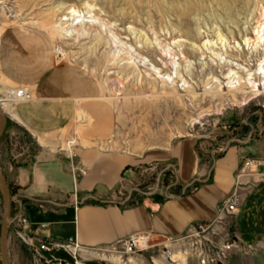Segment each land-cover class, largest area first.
I'll use <instances>...</instances> for the list:
<instances>
[{
	"label": "rangeland",
	"instance_id": "374dc122",
	"mask_svg": "<svg viewBox=\"0 0 264 264\" xmlns=\"http://www.w3.org/2000/svg\"><path fill=\"white\" fill-rule=\"evenodd\" d=\"M263 26L264 0H0V90L27 87L35 99L33 89L41 88L57 100L74 92L100 95L99 84L101 99L114 109L117 149L141 153L191 137L212 162L230 140L264 135V80L256 74L264 63V45L257 43ZM230 71L242 82L251 75L258 91L245 83L228 88ZM75 133H65L64 151ZM153 175L150 193L170 183L167 173ZM2 216L0 191V224ZM236 222L225 223L231 238ZM240 243L227 264L264 255ZM153 258L116 260L169 264Z\"/></svg>",
	"mask_w": 264,
	"mask_h": 264
},
{
	"label": "crops",
	"instance_id": "0c3cea01",
	"mask_svg": "<svg viewBox=\"0 0 264 264\" xmlns=\"http://www.w3.org/2000/svg\"><path fill=\"white\" fill-rule=\"evenodd\" d=\"M98 86L100 95L96 90L74 92L71 99L57 100L33 89L35 99L7 115L0 135V167L11 195L22 203L28 221L23 232L36 244L76 240L82 248L78 264H118L103 253L133 234H151L160 242L183 235L191 223L212 221L220 202L236 188L241 196L237 238L264 254V167L240 172L246 158H264V135L253 133L246 142L230 140L212 162L200 155L191 137L157 150L121 151L113 139L114 109L101 99ZM72 130L75 138L66 143H74L60 153L65 133ZM154 172L158 178L170 175V183L150 193ZM16 216L13 211L14 220ZM12 227L10 264H40ZM54 257L75 264L63 252ZM242 261L263 264L264 255Z\"/></svg>",
	"mask_w": 264,
	"mask_h": 264
},
{
	"label": "built area",
	"instance_id": "2783aa9c",
	"mask_svg": "<svg viewBox=\"0 0 264 264\" xmlns=\"http://www.w3.org/2000/svg\"><path fill=\"white\" fill-rule=\"evenodd\" d=\"M33 101V94L27 87H18L11 92L0 90V105L9 102L13 108L19 104L30 103ZM60 153H65L61 147ZM264 167V158H246L240 169L241 173L246 170ZM168 196V194H167ZM12 212L17 213L16 219H12L11 227L14 235L25 246L33 250L34 254L45 264H62L60 259L54 254L63 252L67 254L75 264L80 260V253L77 251L76 240L66 241V249H58L50 246V242L35 243L34 238L23 232V227L28 223L22 214V203L17 196H12ZM240 194L235 190L224 198L217 209L216 217L209 222L191 223L185 233L176 238H167V241L153 242L151 234L137 233L125 240H122L113 247L108 253L119 254L121 256H144L151 253L164 259L169 264H179L174 256L185 255L188 258H195L197 264H227L230 254L235 248H240L241 243L238 238L230 237L226 230V220L233 219L237 215V207L240 202ZM226 233V236L225 234ZM178 243H185V250H178ZM175 252V253H174Z\"/></svg>",
	"mask_w": 264,
	"mask_h": 264
},
{
	"label": "bare ground",
	"instance_id": "6f19581e",
	"mask_svg": "<svg viewBox=\"0 0 264 264\" xmlns=\"http://www.w3.org/2000/svg\"><path fill=\"white\" fill-rule=\"evenodd\" d=\"M75 11L72 10L71 12L73 13L72 15L75 16V20H76L77 17H76ZM257 33H258L257 34V36H258L257 37V43L264 45V26L263 27H259L258 30H257ZM256 74L260 75V76L262 75L263 76V80H264V63L259 66L258 71H257ZM227 79L229 81L228 82V84H229L228 88H230V89L236 88L235 84H237L238 86H241L242 83H245L246 85L251 87V92H257L258 91L257 89H255L256 86H255V83H253L251 75H249L248 79L245 82H242V79H240L239 77H236V73L235 72L230 71L228 73V75H227ZM235 80H238V81L235 82ZM263 86H264V83H263ZM13 89L14 88H12V87H5V90L7 92L8 91L11 92ZM0 106H1L2 111L6 114V118H7V115L12 117V114L14 112V108L9 102L3 103ZM4 110L7 111V112H5ZM71 143H73V142L71 141L70 143H68V145H70ZM50 246H52L54 248H58V249H66V242H63V243H50ZM183 250H185V245L183 247ZM77 251L79 253L82 251V248L78 244H77ZM115 255L118 256L119 254H115ZM115 255L111 256V257L115 258ZM120 257L122 258L123 256L119 255V257H117V258L121 259ZM174 257H175L174 259L177 260L179 262V264H180V261L184 262L185 264H188V261L190 259V257L188 258V256L186 257L185 255H178V254H176Z\"/></svg>",
	"mask_w": 264,
	"mask_h": 264
},
{
	"label": "water",
	"instance_id": "95a60500",
	"mask_svg": "<svg viewBox=\"0 0 264 264\" xmlns=\"http://www.w3.org/2000/svg\"><path fill=\"white\" fill-rule=\"evenodd\" d=\"M6 114L2 111L0 106V135L4 129ZM0 191L3 201V216L0 224V264H10L8 258V231L12 219V204L13 198L10 192L9 185L2 173L0 167Z\"/></svg>",
	"mask_w": 264,
	"mask_h": 264
}]
</instances>
